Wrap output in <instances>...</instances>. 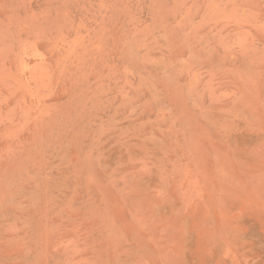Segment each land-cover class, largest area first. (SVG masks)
Instances as JSON below:
<instances>
[{"label": "rangeland", "instance_id": "374dc122", "mask_svg": "<svg viewBox=\"0 0 264 264\" xmlns=\"http://www.w3.org/2000/svg\"><path fill=\"white\" fill-rule=\"evenodd\" d=\"M0 264H264V0H0Z\"/></svg>", "mask_w": 264, "mask_h": 264}]
</instances>
